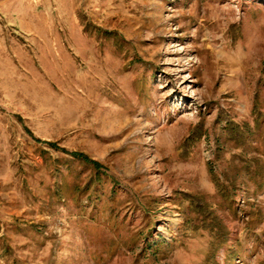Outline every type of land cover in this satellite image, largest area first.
Listing matches in <instances>:
<instances>
[{"label": "rangeland", "instance_id": "obj_1", "mask_svg": "<svg viewBox=\"0 0 264 264\" xmlns=\"http://www.w3.org/2000/svg\"><path fill=\"white\" fill-rule=\"evenodd\" d=\"M0 264H264V0H0Z\"/></svg>", "mask_w": 264, "mask_h": 264}, {"label": "trees", "instance_id": "obj_2", "mask_svg": "<svg viewBox=\"0 0 264 264\" xmlns=\"http://www.w3.org/2000/svg\"><path fill=\"white\" fill-rule=\"evenodd\" d=\"M33 140L37 143H45L49 148L54 149L55 151H59L65 155H68L76 160H79L81 162H84L86 164L91 165L95 170H98L101 167V164L95 160L90 159L88 156L81 152H68L65 149H59L54 143H47V142H42L39 139H36L32 137Z\"/></svg>", "mask_w": 264, "mask_h": 264}]
</instances>
